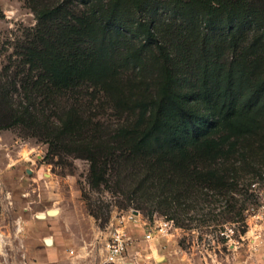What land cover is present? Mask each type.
<instances>
[{
	"label": "trees",
	"instance_id": "trees-1",
	"mask_svg": "<svg viewBox=\"0 0 264 264\" xmlns=\"http://www.w3.org/2000/svg\"><path fill=\"white\" fill-rule=\"evenodd\" d=\"M236 1L132 0L123 14L93 16L76 14L67 2L31 1L36 24L20 48L24 98L40 96L61 111L62 101L87 86L116 116H133L113 136L127 157L192 189L223 188L225 175L212 166L264 135L257 54L264 49V0H245L237 11ZM66 115L59 129L48 130L56 140L82 131L77 113ZM33 120L28 107L9 110L0 128ZM103 147L105 157L111 154Z\"/></svg>",
	"mask_w": 264,
	"mask_h": 264
},
{
	"label": "rangeland",
	"instance_id": "rangeland-1",
	"mask_svg": "<svg viewBox=\"0 0 264 264\" xmlns=\"http://www.w3.org/2000/svg\"><path fill=\"white\" fill-rule=\"evenodd\" d=\"M31 1L67 2L76 14L93 16L96 11L123 14L132 0H92L86 6L78 0ZM31 1L0 0V122L9 110L23 112L24 107L34 119L0 128V264H103L109 226L130 209L171 218L183 232L180 240L155 244L138 239L126 250L127 263L158 264L166 256L171 264H201L196 243L231 224L246 233L245 241L217 252L208 264H264V234L255 240L254 230L245 225L246 210L257 202L252 184L264 191V135L212 166L225 175L223 188L192 189L169 174L159 175L150 162L127 157L113 136L133 116H116L108 99L91 95L87 86L62 101L61 111L40 96L27 101L20 87L25 76L20 48L36 24ZM235 5L241 10L245 0ZM194 33L199 36V27ZM257 54L264 65V49ZM125 79L131 81L128 74ZM69 109L83 122L82 131L56 140L48 130L59 129ZM84 123L91 130H83ZM105 145L111 146L106 157Z\"/></svg>",
	"mask_w": 264,
	"mask_h": 264
},
{
	"label": "built area",
	"instance_id": "built-area-1",
	"mask_svg": "<svg viewBox=\"0 0 264 264\" xmlns=\"http://www.w3.org/2000/svg\"><path fill=\"white\" fill-rule=\"evenodd\" d=\"M251 188L257 202L246 210L245 225L247 231L254 230L256 240L264 234V191L258 189L257 182L253 183ZM182 232L183 230L171 218L156 213L144 216L138 210L130 209L117 216L109 226L107 238L103 244V264L120 263L125 257L128 246L138 239L147 244H155L161 240H180ZM136 233L139 238L134 237ZM245 237L246 233H241L234 225L225 224L202 239L200 245L196 243L195 252H198L201 264H208V259L213 260L211 262L216 260L217 252L224 249L230 251L239 247L245 241Z\"/></svg>",
	"mask_w": 264,
	"mask_h": 264
},
{
	"label": "crops",
	"instance_id": "crops-1",
	"mask_svg": "<svg viewBox=\"0 0 264 264\" xmlns=\"http://www.w3.org/2000/svg\"><path fill=\"white\" fill-rule=\"evenodd\" d=\"M118 264H127L126 257H124L123 260L120 263H118ZM158 264H171V261H170V259L168 257L164 256L163 257V261L158 263Z\"/></svg>",
	"mask_w": 264,
	"mask_h": 264
},
{
	"label": "water",
	"instance_id": "water-1",
	"mask_svg": "<svg viewBox=\"0 0 264 264\" xmlns=\"http://www.w3.org/2000/svg\"><path fill=\"white\" fill-rule=\"evenodd\" d=\"M56 213H57V212H55V211H48V212H47L48 215H54V214H56ZM45 243H46L47 245H50L52 242H51L50 240H46ZM129 264H133V263H129Z\"/></svg>",
	"mask_w": 264,
	"mask_h": 264
}]
</instances>
